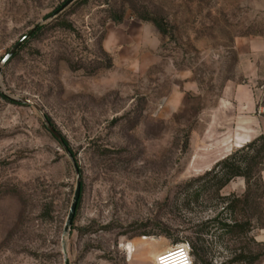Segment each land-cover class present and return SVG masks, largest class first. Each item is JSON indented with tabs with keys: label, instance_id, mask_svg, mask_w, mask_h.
Instances as JSON below:
<instances>
[{
	"label": "rangeland",
	"instance_id": "1",
	"mask_svg": "<svg viewBox=\"0 0 264 264\" xmlns=\"http://www.w3.org/2000/svg\"><path fill=\"white\" fill-rule=\"evenodd\" d=\"M67 1L0 0V264H155L195 237L240 264L264 199L231 238L209 220L245 179H193L264 130V0Z\"/></svg>",
	"mask_w": 264,
	"mask_h": 264
},
{
	"label": "trees",
	"instance_id": "2",
	"mask_svg": "<svg viewBox=\"0 0 264 264\" xmlns=\"http://www.w3.org/2000/svg\"><path fill=\"white\" fill-rule=\"evenodd\" d=\"M146 20L152 21L160 34H166L167 29L159 18L144 17ZM264 171V135L259 134L252 138L242 146L235 148L229 154L217 160L213 166L206 170L202 175L193 179L194 181H202L199 185V190H196V199L200 195L201 190L211 189L213 193L218 196L219 191L232 179L237 177H243L246 181V188L242 195L238 196L231 194L230 196L224 197L227 200L224 202L225 206L222 207V211L218 216H214L211 220L212 223H218L219 228L222 230V234L237 237L242 235L248 237V233L252 228L251 217L247 216V208L251 205H256L257 198L264 199V180H262L261 172ZM260 180V189L258 196L252 191V183L255 185ZM255 208V207H253ZM259 208V215L262 221V227H264V201H262ZM224 212L238 213L241 219L234 218L230 222L220 221L219 215ZM249 241L254 243L256 246H261L259 249L244 245L240 247H234L229 257L228 262H236L240 264H255L262 257H264V243L254 241L249 238ZM190 253L193 257L192 264H213L208 254V249L204 244L202 238L195 237L190 239L188 242Z\"/></svg>",
	"mask_w": 264,
	"mask_h": 264
},
{
	"label": "water",
	"instance_id": "3",
	"mask_svg": "<svg viewBox=\"0 0 264 264\" xmlns=\"http://www.w3.org/2000/svg\"><path fill=\"white\" fill-rule=\"evenodd\" d=\"M70 2L67 1L66 3H64L56 12H58L59 10H61L62 8H64V6ZM19 45V42L17 44H15L12 49L2 58L1 60V64H5L7 62V60L14 54V52L16 51V48L17 46ZM23 102L25 103H28L30 105H32L33 107H35V109L38 111V113L40 114V116L42 117L43 121H44V124L46 125V127L53 133V135L59 140L61 141V138L60 136L56 133V131H54V129L51 127L49 121L47 120L43 110L40 108V106L30 100V99H22ZM67 151V150H66ZM72 163L74 164V161L72 160V157L70 155V153L67 151ZM75 167V166H74ZM75 173H76V187H75V191H74V196H73V201H72V204H71V207H70V210H69V214H68V217H67V221H66V224H65V229L68 228V226L70 225L71 221H72V218H73V215H74V211H75V208H76V204H77V201H78V198H79V193H80V181H79V175H78V171L77 169L75 168Z\"/></svg>",
	"mask_w": 264,
	"mask_h": 264
},
{
	"label": "built area",
	"instance_id": "4",
	"mask_svg": "<svg viewBox=\"0 0 264 264\" xmlns=\"http://www.w3.org/2000/svg\"><path fill=\"white\" fill-rule=\"evenodd\" d=\"M155 264H191V253L188 244L179 245L176 250L161 252Z\"/></svg>",
	"mask_w": 264,
	"mask_h": 264
},
{
	"label": "crops",
	"instance_id": "5",
	"mask_svg": "<svg viewBox=\"0 0 264 264\" xmlns=\"http://www.w3.org/2000/svg\"><path fill=\"white\" fill-rule=\"evenodd\" d=\"M261 133H264V130H260V132H259L258 134H261ZM249 139H250V138L246 139V141H244V142H248ZM239 145H240V144H238V146H239ZM238 146H237V147H238ZM229 152H230V150H228L226 153H224V154H222V155H219V156H217V157H215V158L209 160L208 163H211V164L214 163L215 161L219 160V159L222 158L223 156L227 155ZM261 176H262V180H264V171H262Z\"/></svg>",
	"mask_w": 264,
	"mask_h": 264
},
{
	"label": "bare ground",
	"instance_id": "6",
	"mask_svg": "<svg viewBox=\"0 0 264 264\" xmlns=\"http://www.w3.org/2000/svg\"><path fill=\"white\" fill-rule=\"evenodd\" d=\"M142 238H143V237H142ZM150 245H152V244H150ZM178 247H179V246L169 247V248H167L166 250H176ZM129 250H130L129 253L131 254V251H133V250H132V247H129ZM166 250H165V251H166ZM162 252H163V251H162ZM159 254H160V253H159ZM159 254H156V255H155V258H156Z\"/></svg>",
	"mask_w": 264,
	"mask_h": 264
}]
</instances>
